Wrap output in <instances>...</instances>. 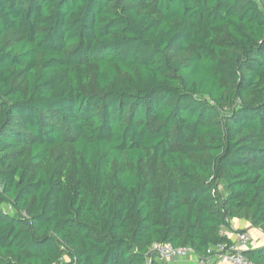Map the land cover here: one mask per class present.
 <instances>
[{
    "label": "trees",
    "instance_id": "16d2710c",
    "mask_svg": "<svg viewBox=\"0 0 264 264\" xmlns=\"http://www.w3.org/2000/svg\"><path fill=\"white\" fill-rule=\"evenodd\" d=\"M231 220L264 233V0H0V264L205 258Z\"/></svg>",
    "mask_w": 264,
    "mask_h": 264
},
{
    "label": "built area",
    "instance_id": "2783aa9c",
    "mask_svg": "<svg viewBox=\"0 0 264 264\" xmlns=\"http://www.w3.org/2000/svg\"><path fill=\"white\" fill-rule=\"evenodd\" d=\"M225 229H221V234L225 235ZM235 242L231 244H220L215 246L214 250L209 249L207 251V257L198 258L195 262L189 264H210L211 258L218 261L224 260L228 264H251L246 261L242 255V252L247 248L250 243V235L244 231L242 233L235 234ZM150 256L148 260H151L152 254H155L159 260L164 262H175L177 260L189 257L191 255L196 256L190 248L181 247L174 248L170 244L155 243L151 246Z\"/></svg>",
    "mask_w": 264,
    "mask_h": 264
},
{
    "label": "crops",
    "instance_id": "0c3cea01",
    "mask_svg": "<svg viewBox=\"0 0 264 264\" xmlns=\"http://www.w3.org/2000/svg\"><path fill=\"white\" fill-rule=\"evenodd\" d=\"M237 228L238 230H245L250 235V243L247 245L246 249L256 248L264 244V233L259 229L252 228L250 224L242 220H231L230 226L225 228V235L231 240L232 243L235 242V233L233 230ZM215 247L211 248L214 250ZM197 256L191 255L189 257L177 260L175 262H167V264H189L195 262ZM210 264H228L224 260H214L211 258Z\"/></svg>",
    "mask_w": 264,
    "mask_h": 264
},
{
    "label": "rangeland",
    "instance_id": "374dc122",
    "mask_svg": "<svg viewBox=\"0 0 264 264\" xmlns=\"http://www.w3.org/2000/svg\"><path fill=\"white\" fill-rule=\"evenodd\" d=\"M236 230H238L237 228H235L234 230H233V233H235L236 234Z\"/></svg>",
    "mask_w": 264,
    "mask_h": 264
}]
</instances>
